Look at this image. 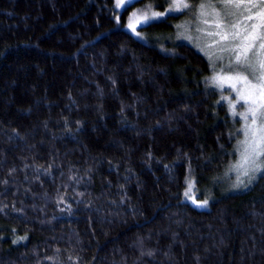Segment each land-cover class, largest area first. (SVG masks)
I'll return each instance as SVG.
<instances>
[{
    "label": "trees",
    "instance_id": "16d2710c",
    "mask_svg": "<svg viewBox=\"0 0 264 264\" xmlns=\"http://www.w3.org/2000/svg\"><path fill=\"white\" fill-rule=\"evenodd\" d=\"M147 1L0 0V264H264V175L220 182L235 125Z\"/></svg>",
    "mask_w": 264,
    "mask_h": 264
},
{
    "label": "snow or ice",
    "instance_id": "6c2138e0",
    "mask_svg": "<svg viewBox=\"0 0 264 264\" xmlns=\"http://www.w3.org/2000/svg\"><path fill=\"white\" fill-rule=\"evenodd\" d=\"M130 3L131 0H117L116 7L120 8ZM192 7L193 5L187 0H172L164 12H152L151 16L144 14L136 23L147 24L151 20L164 18L173 12L190 10ZM199 8L201 16L208 15L204 10L210 8L212 14L218 18L216 28L219 31L209 33V35L219 36V40L214 41L213 44L229 42L230 47H220L219 51L234 54V59H230L229 63L221 68V72L227 70L232 75L225 77L217 73L212 79L214 81L234 80L236 83L232 84V87L238 95L236 103L244 101L248 105L246 112L236 113V103L229 101V108L233 115H242L245 121L251 119V123H246L244 126L245 139L238 142L237 151L240 153V160L230 169H243L237 177L239 183L236 187H247L254 178L249 175L250 171L264 175V0H220L219 3H201ZM135 15L133 13L134 17ZM117 22L119 23V17ZM204 23H207V20ZM128 27L135 31L136 25L129 24ZM257 43L259 47H256ZM212 55L213 53H209L210 59ZM216 59L222 60L223 57L217 56ZM212 67L215 70L214 62ZM237 84L243 85V88H237ZM222 99L228 98L222 97ZM240 176L248 177V184H245ZM191 190L190 183L188 190L185 191V197L188 199H192L189 196ZM207 204L208 200L205 199L203 202L196 203V206L203 207ZM151 254V252L148 253V255Z\"/></svg>",
    "mask_w": 264,
    "mask_h": 264
},
{
    "label": "rangeland",
    "instance_id": "374dc122",
    "mask_svg": "<svg viewBox=\"0 0 264 264\" xmlns=\"http://www.w3.org/2000/svg\"><path fill=\"white\" fill-rule=\"evenodd\" d=\"M135 0H131V3ZM114 7L116 10H118L119 14L117 17H119V20L121 18V12L124 10V8L127 6H122L120 8L116 7L117 0H113ZM188 3L193 5V7L190 10H183L179 12H173L170 14H177L181 13L182 16L178 19L177 23L175 24V38L176 39H183L186 42L192 44L195 46V48L201 52L205 58L207 59L209 63L210 68V75L207 79H204V82L206 83L205 86H212L217 90L219 93V103L223 101L226 104L229 120L235 125V133H236V144L238 145V142L243 141L245 139V124L251 123V119L248 121H245L242 115H233L231 109L229 108V101H232L233 103H236L238 100L237 92L233 89L232 84L236 83L234 80H228V81H214L212 77L219 73L221 76H229L232 75V73L227 72L225 70L224 72H221V68L226 66L229 63L230 59H234V54L229 53L227 51L221 53L219 51L220 47H230L231 45L229 42H221L218 45L213 44L214 41L219 40V36L216 35H209V33H215L219 31L216 28V21L217 17L212 14V9L206 8L204 11L208 13L206 16L200 15V8L199 5L201 3H219L220 0H187ZM172 3V0H148L145 3L136 5L132 8H130L127 12L124 13L123 16V27L130 31L136 38L149 41V36H147V32L139 30V27L145 26L151 22L158 21L161 19L166 18L167 14L164 18L151 20L147 24H138L136 21L140 19L144 14H147L151 16L152 12H164L165 9L169 7V5ZM129 5V4H128ZM217 11H221L220 9H217ZM133 13H135V17L133 16ZM207 20V23H204V21ZM129 24H135V31H133L131 28L128 27ZM181 26V27H178ZM199 29V30H198ZM137 33L139 35H137ZM208 45H212V47H208ZM256 47H259V44L257 43ZM209 53H213L211 59L209 58ZM217 56H222L223 59H216ZM213 62L215 63V70L212 67ZM237 88H243V85L237 84ZM222 97H227L228 99H222ZM218 103V102H217ZM248 105L244 101H239V103H236L235 111L236 113H244L247 111ZM239 140V141H238ZM235 145V147H237ZM234 157L230 161L228 167L221 172L219 175L220 182H222L225 187L231 190H239L244 189L245 187H236L238 185L237 177L240 174L243 169H233V165H236L240 160V153L237 151V148L234 149ZM251 166H249L250 168ZM260 173H253L249 172V175L254 177L255 179L257 175ZM240 179L245 182V184H248V177L240 176ZM252 179V180H253ZM192 184V190L189 192V196L192 197V199H188L185 197L184 192V199L191 203L192 205L196 206V203L203 202L205 199L208 200V204L203 207L198 208H206L209 206V196L205 193H202L201 190H198V183L196 181V178L193 176L192 179L187 178L186 179V187L185 191L188 190L189 184ZM224 187V186H223ZM194 190V191H193ZM195 201V203H194ZM197 207V206H196Z\"/></svg>",
    "mask_w": 264,
    "mask_h": 264
},
{
    "label": "bare ground",
    "instance_id": "6f19581e",
    "mask_svg": "<svg viewBox=\"0 0 264 264\" xmlns=\"http://www.w3.org/2000/svg\"><path fill=\"white\" fill-rule=\"evenodd\" d=\"M239 141V140H238ZM237 145V144H236ZM238 146V145H237ZM237 148V147H236Z\"/></svg>",
    "mask_w": 264,
    "mask_h": 264
}]
</instances>
